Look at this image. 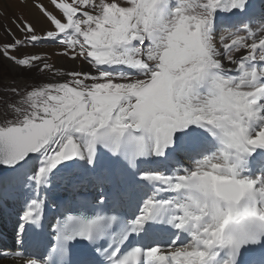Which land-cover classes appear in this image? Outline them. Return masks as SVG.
<instances>
[{"label": "snow or ice", "instance_id": "1", "mask_svg": "<svg viewBox=\"0 0 264 264\" xmlns=\"http://www.w3.org/2000/svg\"><path fill=\"white\" fill-rule=\"evenodd\" d=\"M31 7L39 31L0 25V56L34 72L0 100V168L23 189L0 261L264 264V0ZM47 42L81 70L28 51Z\"/></svg>", "mask_w": 264, "mask_h": 264}, {"label": "bare ground", "instance_id": "2", "mask_svg": "<svg viewBox=\"0 0 264 264\" xmlns=\"http://www.w3.org/2000/svg\"><path fill=\"white\" fill-rule=\"evenodd\" d=\"M31 2L32 0H25V3L22 4L21 0H0V12H1L0 14L5 18V21L0 22V25H7L8 27L12 28V30L15 32L16 29L14 25L11 24V18L14 15L19 16L20 14H23L22 12H25L24 18L26 20H30L33 24H35V26L39 31V29L43 28L44 25L42 21L38 20L35 9L31 7ZM253 4L255 5L258 3L256 2ZM256 7L259 9L258 6ZM0 30H3V28L0 27ZM17 35H19V33H17ZM50 45L54 46L56 44H49L48 46H41L35 49L37 52H45L48 53L49 55H54L57 46H54L53 48V47H49ZM29 51L31 52V50ZM75 65L78 66L79 63H76ZM84 69L86 68L84 67ZM186 161L187 160H184V162ZM14 183L18 184L20 183V181L15 176V173H13L11 170L4 172L3 174H0V249L12 248L15 242L14 228L16 221V211H14L15 209L14 210L12 209V205L10 203H6V201L2 199V196L8 193V191L11 189ZM67 192L68 190L62 188H54L52 193H50V197L55 198L59 194L63 195ZM14 205L16 206V210H17L18 202L15 203ZM51 209H52V199L49 200V207L44 219L48 217V214L51 211ZM26 258L27 257H24L23 259ZM0 264H21V258L9 257L8 259L0 261Z\"/></svg>", "mask_w": 264, "mask_h": 264}, {"label": "rangeland", "instance_id": "3", "mask_svg": "<svg viewBox=\"0 0 264 264\" xmlns=\"http://www.w3.org/2000/svg\"><path fill=\"white\" fill-rule=\"evenodd\" d=\"M255 1H258L260 3V6L262 4V0H252V3H254ZM255 6H259V4H255ZM1 13V12H0ZM20 14L19 16L22 15L23 19L24 18V13ZM1 21H5V18L0 14V22ZM2 36V37H1ZM5 36V37H4ZM6 38V39H4ZM5 42H11L10 38L6 36L5 32L3 30H0V44L5 43ZM46 45L40 44L38 47L41 46H48L49 44H55V43H51V42H47L44 43ZM56 46V45H54ZM53 45H50L49 47H53ZM37 47V48H38ZM31 50V52H37L35 48H29L28 51ZM57 51V47L55 49V53ZM30 52V51H29ZM17 55H19V53H17ZM56 56V57H55ZM50 59L48 60L49 63H54L57 67H64L66 70L68 71H73V70H81L80 67H78L77 65H75L78 62H74L72 60L66 59L63 56H57V55H50ZM57 58V59H56ZM57 61V63H56ZM72 64H71V63ZM69 65V66H68ZM75 66V67H74ZM86 69L83 68L84 71H87V67L85 66ZM34 77V72H28L24 69L21 68H17L15 66H12L10 64V62L6 59H4L2 56H0V100H2L5 96H6V92L5 90L11 85V86H21L23 87L24 84L27 83H31L32 79ZM21 183L15 184L12 186V188L8 191V193H6L5 197L4 195L2 196L3 200H7L9 201V203L12 205V209L14 211H16V206L14 205L15 203L18 202L17 201H12L10 202L12 199H15L16 197H18L19 195L22 194V185H20ZM5 198V199H4Z\"/></svg>", "mask_w": 264, "mask_h": 264}, {"label": "water", "instance_id": "4", "mask_svg": "<svg viewBox=\"0 0 264 264\" xmlns=\"http://www.w3.org/2000/svg\"><path fill=\"white\" fill-rule=\"evenodd\" d=\"M9 171V169L7 168H0V174H3L4 172Z\"/></svg>", "mask_w": 264, "mask_h": 264}]
</instances>
